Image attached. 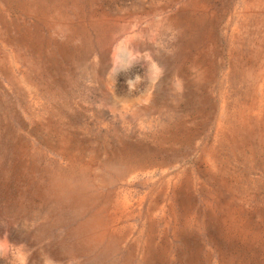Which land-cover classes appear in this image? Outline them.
<instances>
[{"label":"rangeland","instance_id":"1","mask_svg":"<svg viewBox=\"0 0 264 264\" xmlns=\"http://www.w3.org/2000/svg\"><path fill=\"white\" fill-rule=\"evenodd\" d=\"M0 264H264V0H0Z\"/></svg>","mask_w":264,"mask_h":264},{"label":"bare ground","instance_id":"2","mask_svg":"<svg viewBox=\"0 0 264 264\" xmlns=\"http://www.w3.org/2000/svg\"><path fill=\"white\" fill-rule=\"evenodd\" d=\"M147 162V161H146ZM147 164V163H146ZM153 164V163H152ZM143 166V165H142ZM148 166V165H147ZM141 170V169H140ZM130 171H132V170H130ZM90 187V186H89ZM90 196V195H89ZM80 198V197H79ZM125 198V197H124ZM118 205V204H117Z\"/></svg>","mask_w":264,"mask_h":264}]
</instances>
